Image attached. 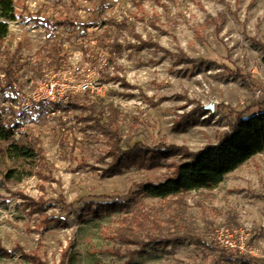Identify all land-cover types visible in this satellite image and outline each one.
<instances>
[{"label":"rangeland","instance_id":"374dc122","mask_svg":"<svg viewBox=\"0 0 264 264\" xmlns=\"http://www.w3.org/2000/svg\"><path fill=\"white\" fill-rule=\"evenodd\" d=\"M17 1L18 13L24 6L29 14L86 24L84 35L70 41L66 36L72 28L55 31L66 57L60 69L79 67L83 74H92L100 62H92L95 53H101L98 35L122 45L139 44V39L155 45L116 54L123 85L95 82L102 88V96L95 97L112 103L119 113L116 128L129 139V148L140 142L147 148L164 144L197 152L229 130L234 120L229 108L264 103V93L255 95L264 77V0ZM22 15L10 23L0 50L16 52L21 69L14 86L26 90L52 73L41 54L52 38L26 12ZM110 20L126 26L115 27ZM84 49L95 50L85 56ZM179 50L191 62L178 63L171 54ZM101 54L107 58V52ZM39 68L45 72L42 78ZM3 77L0 72V80ZM4 101L0 98V107ZM53 105H40L42 111L33 114L22 109L23 129L39 136L47 168L20 183L0 185V247L13 251L10 257L0 256V264H33L19 249L43 264H61L64 259L63 264H224L221 259L233 254L210 239L219 227L247 229V247L256 254L253 259L264 264V152L228 173L215 188L154 199L139 192L137 184L165 180L179 156L163 158L152 168L139 160L109 172L112 157L100 133L82 132L85 124L78 122V112L65 116ZM3 106L7 117L12 107ZM73 137L81 142L76 151L71 149ZM58 195L67 204L75 201L69 213L54 201ZM25 197H43L47 208L34 213ZM117 197L128 205L93 213ZM54 216L64 223L44 227L43 219ZM191 235L215 251L198 246ZM133 237L143 242L153 237L158 243L141 249L128 242ZM174 237L176 245L159 244Z\"/></svg>","mask_w":264,"mask_h":264},{"label":"trees","instance_id":"16d2710c","mask_svg":"<svg viewBox=\"0 0 264 264\" xmlns=\"http://www.w3.org/2000/svg\"><path fill=\"white\" fill-rule=\"evenodd\" d=\"M77 1V0H76ZM79 1V0H78ZM17 0H0V44L5 41L9 35L10 23L22 17L23 11L36 26L45 30L47 38H52V44L49 48L43 47L41 54L46 58V68L57 70L61 67L65 60L63 52L62 39L55 33L58 28H72V31L66 36V40L70 41L73 38L84 35L85 23L82 21L70 20L66 17L59 19L56 16H44L40 13L29 14L24 6L21 11L16 12ZM101 4L97 8L91 9L93 12L99 10ZM110 23L115 27H124V21L117 22L110 20ZM134 32V28H130V32ZM134 36V34H133ZM135 37V36H134ZM96 42L101 46V53L107 52L105 58V65L99 70L100 81L107 83L110 80L124 83V79L120 78L118 71H121L116 62V54L127 48L142 49L144 47L155 46L140 41L139 44L127 45L119 44L109 36H96ZM139 38V37H138ZM157 47V46H156ZM83 49V47L81 48ZM84 49L85 56L93 53ZM163 50L164 53H169ZM96 52V58L92 61L97 62L102 58V54ZM178 63L191 62L186 54L181 50L175 54H171ZM0 72L4 77L0 80V98L8 99L14 91V84L16 83V72L21 69V65L16 57V52L11 55L5 54L0 50ZM3 61H2V60ZM110 69L116 70L114 74ZM39 76L42 78L45 75L44 69L37 70ZM241 75L240 71L237 73ZM244 80V79H242ZM249 83V81H247ZM13 101L14 97L11 98ZM264 103L248 105L237 109H228L230 114L234 116V120L230 123L229 130L226 131L216 143L206 145L197 152H192L186 147L170 145L166 147L164 144H158L153 148H147L142 143L129 148L130 141L128 138H122L116 128L119 113L112 103L104 104L102 100L95 97V94L89 92L82 93L71 97L65 105L61 103H54L53 108L59 110L63 115H69L70 112H78L76 117L78 122L84 123L85 130H97L102 136L104 142L108 146L107 156L112 157V162L107 169L118 170L125 165V163H134L143 161L148 167L152 168L159 164L161 159H166L171 156H179V161L171 163L172 174L163 181L157 183H140L137 184L139 192L141 191L150 198H158L162 200L169 199L184 192L198 191L200 189H212L220 185L226 175L238 168L240 165L252 159L256 154L264 152ZM46 107L45 105H41ZM41 106L37 109L42 111ZM6 108L0 107V185L16 184L24 180V178L32 176L33 174H40L47 168L46 161L42 155V147L40 145L39 136L31 129H23V110H14L9 108L8 116H5ZM81 142L73 137L71 142V149L77 150ZM14 194V193H13ZM15 195V194H14ZM28 206H30L34 213H42L47 208L48 202L40 197L37 201L25 197ZM63 212H68L75 205V201L66 203L61 195H58L55 200ZM127 200H120L118 197L112 204L101 205L94 210V214L100 212H107L110 209H121L125 207ZM180 204V203H178ZM128 205V204H127ZM64 223L60 218L51 217L43 219L44 227L48 226L50 222ZM54 222V223H55ZM133 236L132 233H129ZM193 241L198 246L202 245L208 252H214L216 247L211 246L206 241L200 239L196 235H191ZM128 242L135 245L147 247L149 245H156L153 237H149L146 242L140 241L136 237L128 239ZM159 244L179 243L178 237L171 240L159 241ZM20 256L29 260L33 264H43L38 260L37 256L25 254L19 249ZM13 251H8L0 247V256L12 255ZM65 255V254H64ZM64 255L63 258L64 259ZM65 261V259H64ZM64 261L61 263L63 264ZM224 264H258L256 260L251 257L237 255L225 256L221 259Z\"/></svg>","mask_w":264,"mask_h":264},{"label":"built area","instance_id":"2783aa9c","mask_svg":"<svg viewBox=\"0 0 264 264\" xmlns=\"http://www.w3.org/2000/svg\"><path fill=\"white\" fill-rule=\"evenodd\" d=\"M105 63V58L102 56L98 65L93 67L92 74H83L79 67H73L71 70L59 68L53 70L50 75L37 80L31 88L26 90H21L14 86L11 98L14 97L15 100L8 98L3 105L12 107L14 110L31 111L33 114L37 106L45 105L51 107V104L57 102L65 105L71 97L85 92L102 96V88L95 82L100 80L99 70ZM261 80V86L255 90L257 97H261V94L264 93V77ZM56 111L59 112V110ZM246 230L219 227L214 230L210 239L228 253L231 252L239 257L248 256L255 258L256 254L254 251L247 247Z\"/></svg>","mask_w":264,"mask_h":264},{"label":"water","instance_id":"95a60500","mask_svg":"<svg viewBox=\"0 0 264 264\" xmlns=\"http://www.w3.org/2000/svg\"><path fill=\"white\" fill-rule=\"evenodd\" d=\"M205 109H210V106L209 107H205Z\"/></svg>","mask_w":264,"mask_h":264}]
</instances>
